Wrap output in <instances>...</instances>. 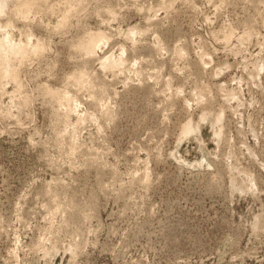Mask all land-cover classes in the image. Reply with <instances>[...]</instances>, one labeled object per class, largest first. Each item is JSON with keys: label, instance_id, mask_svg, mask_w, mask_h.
Here are the masks:
<instances>
[{"label": "rangeland", "instance_id": "obj_1", "mask_svg": "<svg viewBox=\"0 0 264 264\" xmlns=\"http://www.w3.org/2000/svg\"><path fill=\"white\" fill-rule=\"evenodd\" d=\"M22 8L0 16L26 49L0 77V264H264V0Z\"/></svg>", "mask_w": 264, "mask_h": 264}, {"label": "bare ground", "instance_id": "obj_2", "mask_svg": "<svg viewBox=\"0 0 264 264\" xmlns=\"http://www.w3.org/2000/svg\"><path fill=\"white\" fill-rule=\"evenodd\" d=\"M14 2H15V4L12 7H7V0H0V16L2 14L6 15L7 13H9L11 15L13 12L21 9L22 7L26 8L28 6H32L34 3L37 5H40L42 3V5H43L44 0H15ZM22 10H23V8H22ZM10 15L7 17V21L5 23V26L1 25L3 23L0 24V28L3 27L2 32L0 31V77L11 76V79L19 85V82L14 79L15 76H14V70L11 68V61L16 57V55L22 57L25 54L26 49L23 46H21L20 44L14 43L13 34L10 31L11 30L10 27H11V25H13V20L12 21L9 20V19H12V17ZM97 36H99V35H97ZM96 37L91 36L88 38H89V41L95 42L97 40V38H99V37H97V38ZM76 47L78 49H81V50L82 49L84 50V48H85V50H86L88 45L84 44L83 42H78ZM121 61H122L121 56L114 57L113 54H109L108 56H106L105 58H103L101 60L100 64H101V68L106 69L108 67L109 68L115 67V66L117 67L118 65H121ZM84 78H85V76L80 74V73L78 76H76L77 81L84 79ZM50 93H51L52 98L58 97L55 93H53L51 91H50ZM62 98L66 99V100L69 99L68 95H66V94H63ZM102 99H103V97L100 99L99 98L97 99V100H99L98 104H102L103 111H107L105 104L102 102L103 101ZM206 115L207 114H205V113H202V115H200L201 121L205 119ZM220 119H221L220 114L214 115V117H213L214 122L213 123H217V124L220 123ZM211 124H212V122H211ZM213 126H214V124L212 125V127ZM181 128H182L181 134L184 133V135L186 136L187 134L189 135L190 133L191 134L194 132L196 133V131L198 130L199 127H198V123L193 124L191 122V119H190V121H187L186 123H184V125L181 126ZM214 135H217V137H218L220 135V131H214Z\"/></svg>", "mask_w": 264, "mask_h": 264}]
</instances>
